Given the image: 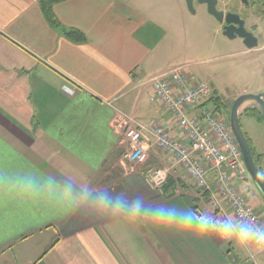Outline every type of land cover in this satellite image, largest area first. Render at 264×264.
Segmentation results:
<instances>
[{
	"label": "crops",
	"instance_id": "obj_1",
	"mask_svg": "<svg viewBox=\"0 0 264 264\" xmlns=\"http://www.w3.org/2000/svg\"><path fill=\"white\" fill-rule=\"evenodd\" d=\"M151 1L69 0L53 7L60 25L55 28L39 0H0V264H237L238 245L216 235L220 226L207 202L186 194L188 186L175 179L180 176L174 159L163 155L149 132L156 124L176 129L164 107L151 101L152 80L178 68L190 73L194 66L170 68L160 60L165 39L179 26L173 23L187 31L191 21L206 37L207 46L201 47L206 54L221 41L219 28L201 10L192 14L185 0L164 5L157 17L143 7ZM68 31L80 32L85 41L72 42ZM261 50L264 44L253 52ZM241 53L250 55L244 46ZM230 57L236 54L225 58ZM147 96L153 103L149 114ZM134 122L149 130L151 169L162 163L170 177L162 191L147 182L149 164L115 175L125 131ZM244 132L263 156L262 166L264 154ZM216 177H208L213 187ZM27 181L34 186L31 193L22 187ZM69 182L71 195L65 190ZM234 184L253 194L264 223V199L256 186L247 177ZM82 190L109 192L129 204L141 197L146 206L181 205L206 221L209 233L94 212L80 198Z\"/></svg>",
	"mask_w": 264,
	"mask_h": 264
},
{
	"label": "built area",
	"instance_id": "obj_2",
	"mask_svg": "<svg viewBox=\"0 0 264 264\" xmlns=\"http://www.w3.org/2000/svg\"><path fill=\"white\" fill-rule=\"evenodd\" d=\"M151 86V101L164 107L176 129L156 124L149 131L135 122L128 124L125 135L130 146L126 154L129 163L134 168L148 163L150 154L145 132L149 131L155 138V146L184 168L190 185L207 194V205L216 216V225L221 226L232 216L234 219L250 217L264 227L261 214L250 205L248 195L234 184L235 179L245 182L247 170L229 119L216 107L212 88L195 81L186 68L153 79ZM176 132L183 138L175 136ZM211 173L217 176L216 187L209 182ZM166 179L165 171L148 170L147 182L152 188L162 191Z\"/></svg>",
	"mask_w": 264,
	"mask_h": 264
},
{
	"label": "rangeland",
	"instance_id": "obj_3",
	"mask_svg": "<svg viewBox=\"0 0 264 264\" xmlns=\"http://www.w3.org/2000/svg\"><path fill=\"white\" fill-rule=\"evenodd\" d=\"M174 1L175 0H166V2H164L163 4L161 0H154L151 1V4H143V7H145L146 9H148L147 7H149V11L151 13H154L152 15L157 17L162 15L161 11L164 5L170 6L172 5V3H174ZM165 19L169 23L172 22L170 17H166ZM173 24H179V26L176 25V27H174V30L169 32L170 35L168 36V38L165 39V43L163 47H161V50L163 51L162 54H164V56H161L160 60L164 63L169 64L170 68L179 66L184 63L194 65L190 69V73L193 79L195 81L205 83L210 86L213 91H217V95L220 97V99L218 97L220 101V104L218 105L219 110L228 119L230 117V111L233 103L238 97L244 94H259L264 91V52H253L250 53V55L244 56L241 53L243 44L241 45L240 43H236V41H234L231 43V45H227L219 36H216V38H219L218 40L221 41L218 43L216 49L211 50L213 53L206 54V52L202 50L204 46H207V41L205 40L206 37L202 33L199 34V32H196V29L192 28L193 24L191 23V21L187 23L188 25L186 28H188V30L185 29L187 31H183L180 22L177 21ZM261 44H264V39L261 40ZM196 46H198V48H195ZM194 48L195 50H193ZM234 53L236 54L235 59L231 57L229 59L225 58L227 54ZM210 58H212L213 61H209ZM207 60L208 62L206 63ZM153 74L154 72H147V75L149 76H152ZM145 101L147 102L145 106L148 109L144 110V112L149 114V111L152 109L153 103L148 100V96L145 98ZM261 112V108L256 102H247L242 106L240 110V122L243 129L250 135L253 140L256 141L260 153L264 154V124L261 122L258 123V121H256L253 116H249L255 115L259 120ZM122 149L123 151L119 156L120 159L116 162L117 165L115 166L114 170L115 175H121L126 169H132V165L126 158V154L130 151V146L126 135H124V146ZM162 153L163 155H167L165 152ZM149 154L150 158L146 165L149 164L151 166V169L155 164L151 162V153L149 152ZM171 160L173 159L171 158ZM155 162H157V160H155ZM173 162H175V164L177 165L176 168L174 167V169H176V172H178V175L180 176L176 177L175 179L179 181V183H185L186 187L188 186L186 194L192 196L193 198L199 196L205 199V201L207 202V194H203L200 192L199 188H195L193 185H189L191 183V180L186 174L184 168L179 165L177 161L173 160ZM261 169L262 171H264V161L262 163ZM153 170L165 171V173L167 174L166 180H169L170 177L166 171L165 166L162 167V163L160 166L156 165V167H153ZM245 176L248 178L251 184L254 185L249 174L247 173ZM179 188L181 189L182 186L180 185ZM248 199L251 203L250 205L254 208L253 205L256 206V204L253 194L249 195ZM235 244L236 246L238 245V249H235L236 259L238 260L237 264H264V254L260 255L258 253L259 250L250 249V254L244 251V257H240L243 253L239 249L242 248L237 242H235ZM251 255H254L255 259H252ZM242 260H245V262L240 263V261Z\"/></svg>",
	"mask_w": 264,
	"mask_h": 264
},
{
	"label": "clouds",
	"instance_id": "obj_4",
	"mask_svg": "<svg viewBox=\"0 0 264 264\" xmlns=\"http://www.w3.org/2000/svg\"><path fill=\"white\" fill-rule=\"evenodd\" d=\"M257 177L264 180V171L257 173ZM26 193L34 191L31 181L22 185ZM65 190L72 194L71 182L65 186ZM80 198L90 210L117 215H129L135 218H142L149 223L173 228L183 233H196L206 236L209 233L208 223L204 220L195 219L190 212L182 211L181 205H149L146 206L141 197H137L129 204L122 196L109 192H92L82 190ZM216 235L224 241L237 242L242 250L250 249L264 251V227L258 226L254 219H233L229 217L221 226L215 230Z\"/></svg>",
	"mask_w": 264,
	"mask_h": 264
},
{
	"label": "water",
	"instance_id": "obj_5",
	"mask_svg": "<svg viewBox=\"0 0 264 264\" xmlns=\"http://www.w3.org/2000/svg\"><path fill=\"white\" fill-rule=\"evenodd\" d=\"M185 1L188 10L192 14H195L194 3H196L200 7H205L208 12V15L216 18L217 20H219L220 17L222 16V13L216 10L215 0H185ZM226 25L227 27L224 33V36L226 38H228L229 40L240 39L243 41V44L249 49H254L258 47L259 43L258 40L254 37V35L248 32L247 30H245L244 28H241V26L237 22L226 21ZM231 28L234 29L230 30ZM250 101H254L260 106L262 111V117L264 120V91H263L259 94H244L238 97L233 103V106L231 108L229 122H230V128L242 152L245 168L264 199V180H261L257 177V173L260 172L261 169L256 163V160L254 158V155L250 147L249 140L240 122V118H241L240 110L245 103Z\"/></svg>",
	"mask_w": 264,
	"mask_h": 264
},
{
	"label": "flooded vegetation",
	"instance_id": "obj_6",
	"mask_svg": "<svg viewBox=\"0 0 264 264\" xmlns=\"http://www.w3.org/2000/svg\"><path fill=\"white\" fill-rule=\"evenodd\" d=\"M215 1H216L215 3L216 10L222 13V16L220 17L219 20L211 16V18L215 21L216 25L219 28V33L217 34V37L219 36L221 39L229 40L224 36L225 29L227 27L226 21L237 22L241 26V28H244L245 30H247L248 32L254 35V37L258 40L259 45L254 49H249L243 44V41L240 39L229 40V41L242 42L244 48L247 51H250V53L258 49H261V40L264 39V0H215ZM194 8H195V14L198 10H201L203 13L208 15V12L205 7H200L199 5L194 3ZM232 29L234 28H231L230 30ZM262 51L263 50H261L260 52ZM246 136L250 141V143L252 144L253 148L255 149L251 139L248 137L247 134Z\"/></svg>",
	"mask_w": 264,
	"mask_h": 264
},
{
	"label": "trees",
	"instance_id": "obj_7",
	"mask_svg": "<svg viewBox=\"0 0 264 264\" xmlns=\"http://www.w3.org/2000/svg\"><path fill=\"white\" fill-rule=\"evenodd\" d=\"M69 0H39L40 2V5H41V8L43 10V13H44V16L46 18V20L55 28H58L60 25L57 21V19L54 17L53 15V7L56 5V4H60V3H64V2H67ZM67 38L69 40H71L72 42H76V43H83L85 41V38L84 36L78 32V31H68L67 32ZM220 99V98H219ZM218 97L215 98L214 102L216 104V107L217 109L219 110V104H220V101H219ZM262 114V113H261ZM249 116H253V118H255L259 123H263L264 124V120H263V117L262 115L259 116V120L258 118L255 116V115H249ZM250 143V141H249ZM250 147H251V150H252V153L254 155V158L256 160V163L257 165L260 167L261 169V161H262V157L263 156H259L255 149L253 148L252 144L250 143ZM262 171V169H261ZM253 182V181H252ZM254 183V182H253ZM255 185V184H254ZM257 188V187H256Z\"/></svg>",
	"mask_w": 264,
	"mask_h": 264
}]
</instances>
